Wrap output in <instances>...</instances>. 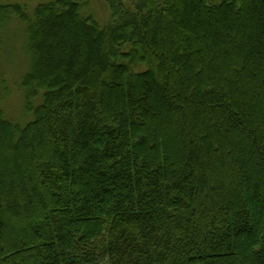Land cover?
<instances>
[{
  "label": "trees",
  "instance_id": "1",
  "mask_svg": "<svg viewBox=\"0 0 264 264\" xmlns=\"http://www.w3.org/2000/svg\"><path fill=\"white\" fill-rule=\"evenodd\" d=\"M104 1L0 0V264H264V0Z\"/></svg>",
  "mask_w": 264,
  "mask_h": 264
},
{
  "label": "rangeland",
  "instance_id": "2",
  "mask_svg": "<svg viewBox=\"0 0 264 264\" xmlns=\"http://www.w3.org/2000/svg\"><path fill=\"white\" fill-rule=\"evenodd\" d=\"M17 1L26 5L27 11L32 12L33 7L40 2L47 0H3ZM92 9L100 17H107L109 10L105 6L104 0H92ZM22 41V33L19 25L12 23L8 25L5 31L0 33V77H4L10 89L9 96L4 101L5 113L14 117L23 119L29 118L28 115H23L22 96L16 85L19 79L21 67L25 66L27 61L20 53V44ZM6 114V115H7ZM13 118V117H12ZM16 120V118H13Z\"/></svg>",
  "mask_w": 264,
  "mask_h": 264
}]
</instances>
